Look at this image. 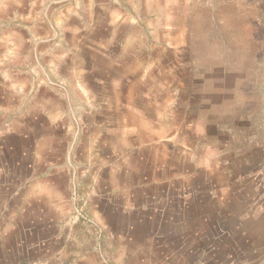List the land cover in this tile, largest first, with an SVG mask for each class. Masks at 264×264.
Masks as SVG:
<instances>
[{"label":"rangeland","instance_id":"obj_1","mask_svg":"<svg viewBox=\"0 0 264 264\" xmlns=\"http://www.w3.org/2000/svg\"><path fill=\"white\" fill-rule=\"evenodd\" d=\"M102 1L109 6L111 17L116 19L123 13L141 24L132 26L130 40L126 41L132 66L145 72L151 68L153 74L148 76L154 80L182 86L181 96H189L191 103L187 112L184 110L186 118L191 115L201 120L206 129L196 141L201 151L185 162L186 152L191 153L189 147L193 145L188 137L191 131L185 125L187 119L183 118L182 124V114L175 115L170 106H165L164 123L169 131L160 134L158 144L154 145L155 156L167 155L168 164H181L170 171L185 178L189 187L184 190L181 184L179 192L173 191L180 197L170 198L172 205L164 207V227H154L148 233L153 239L149 249L156 256L151 259L148 255L151 261L144 264H264V75L258 71L256 35H252V27L245 22L244 13L252 7L244 0H106L107 4ZM25 76H29L31 85L41 87L48 77L49 84L61 90L57 92L64 98L69 93V106L62 122L68 131H63L62 136L58 131L53 138L45 136L42 129L47 124L21 118V109H14L5 118L4 148L0 149V203L2 198L12 196L14 189L24 186L25 183L19 186L21 179L36 174L49 176L56 171L60 177L66 174L76 179L82 169L75 164H87L90 157L92 137L72 134L76 127L87 126V122L81 121L90 116L94 106L86 102V97L77 96L75 90L69 92L62 83L52 80L48 73ZM4 77L5 92H10L11 82L18 80L12 81L6 74ZM32 92H21L24 102L36 100L37 92ZM46 95L41 92L38 100ZM18 103L5 104V114ZM147 107L148 113L154 115L156 108ZM147 127L152 129L146 124L141 129L143 134H147ZM170 131L177 132L175 139L169 137ZM83 139L87 142L85 152H76ZM205 140V148L197 144ZM50 149L54 151L49 153ZM47 163L57 169H44ZM63 164L71 165L66 169ZM184 164H197L196 171L195 166L187 168ZM81 176L69 197L71 219L95 238L105 264H118L106 257L105 230L88 211L91 194L95 192L89 171L83 170ZM144 214L132 217L150 219ZM148 234L139 233L149 238Z\"/></svg>","mask_w":264,"mask_h":264},{"label":"crops","instance_id":"obj_2","mask_svg":"<svg viewBox=\"0 0 264 264\" xmlns=\"http://www.w3.org/2000/svg\"><path fill=\"white\" fill-rule=\"evenodd\" d=\"M110 11L101 0H0V149L4 148L3 121L14 109L22 110L21 118L44 121L45 136L53 138L58 131L61 136L68 131L62 122L69 93L64 98L57 92L61 90L49 84L48 77L42 87L33 86L25 74L48 73L69 92L75 90L80 98L86 97L94 107L90 116L81 121L87 126L76 127L72 136L92 137L87 164H75L89 171V182L95 185L88 211L105 230L104 253L108 260L144 264L150 260L148 255L151 259L156 256L149 249L153 239L148 233L154 227H164V207L172 205L170 198L180 197L173 191L179 192L181 184L184 190L189 187L185 178L170 171L181 164H168L167 155L155 156L154 145L160 134L169 131L164 123L165 106H170L175 115L182 114L183 124L187 116L184 110L187 112L191 103L189 96H181L182 86L154 80L148 76L153 74L151 68L145 72L132 66L126 41L130 40L132 26L141 24L123 13L115 19ZM4 74L12 81L18 80L11 82L10 92H5ZM157 75L160 78L158 70ZM32 90L37 92L36 100L24 102L21 92L25 95ZM43 91L47 95L40 101L38 96ZM18 101L19 107L14 104L13 110L5 114V104ZM147 106L156 108L154 115L148 113ZM146 124L152 129L147 127V134H143L141 129ZM185 125L193 140L191 153L186 152L187 162L201 151L196 141L206 129L201 120L191 115ZM177 135L176 131L169 132L173 139ZM82 142L76 152L84 151L87 142ZM205 142L197 144L205 148ZM72 150L70 147L69 152ZM63 165L68 169L71 164ZM183 166H195V171L197 168V164ZM43 168L57 166L47 163ZM82 171L76 179L63 173L60 177L56 171L49 176L36 174L21 179L19 186L25 183L24 186L14 189L9 198H2L0 264H105L95 238L71 219L69 197L72 186L79 185ZM148 205L150 209L143 208ZM143 213L150 219L132 217Z\"/></svg>","mask_w":264,"mask_h":264},{"label":"trees","instance_id":"obj_3","mask_svg":"<svg viewBox=\"0 0 264 264\" xmlns=\"http://www.w3.org/2000/svg\"><path fill=\"white\" fill-rule=\"evenodd\" d=\"M245 4L252 7L250 12L247 9L245 22L252 27V35L255 34L256 48L258 51V71L264 75V0H244Z\"/></svg>","mask_w":264,"mask_h":264},{"label":"built area","instance_id":"obj_4","mask_svg":"<svg viewBox=\"0 0 264 264\" xmlns=\"http://www.w3.org/2000/svg\"><path fill=\"white\" fill-rule=\"evenodd\" d=\"M87 222H89L88 220H86Z\"/></svg>","mask_w":264,"mask_h":264}]
</instances>
